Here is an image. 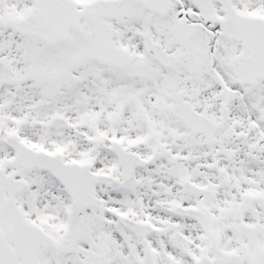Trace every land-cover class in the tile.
Returning a JSON list of instances; mask_svg holds the SVG:
<instances>
[{"label":"snow or ice","instance_id":"1","mask_svg":"<svg viewBox=\"0 0 264 264\" xmlns=\"http://www.w3.org/2000/svg\"><path fill=\"white\" fill-rule=\"evenodd\" d=\"M0 264H264V0H0Z\"/></svg>","mask_w":264,"mask_h":264}]
</instances>
